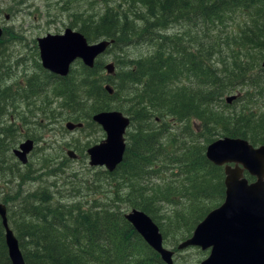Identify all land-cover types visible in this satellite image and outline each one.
I'll return each instance as SVG.
<instances>
[{
	"label": "trees",
	"instance_id": "16d2710c",
	"mask_svg": "<svg viewBox=\"0 0 264 264\" xmlns=\"http://www.w3.org/2000/svg\"><path fill=\"white\" fill-rule=\"evenodd\" d=\"M89 1L101 9L78 13L71 28L88 43L112 40L103 55L145 51L125 60L117 55L112 76L104 75L99 57L91 69L75 63L77 71L53 83L33 76L20 93L0 89L6 185L0 202L24 264H163L123 214L136 209L147 215L175 254L223 200L222 168L205 159V146L222 137L264 145V0ZM51 85L65 112L60 117L80 123L79 129L98 130L90 117L100 111L128 118L122 158L112 172L87 166L74 172L64 158L39 163V171L51 165L40 173L5 158L18 130L1 122L3 107L15 110L18 101ZM44 103L47 117L56 114ZM44 177L54 181L40 184ZM180 260L173 264H191ZM0 264H9L1 226Z\"/></svg>",
	"mask_w": 264,
	"mask_h": 264
},
{
	"label": "water",
	"instance_id": "95a60500",
	"mask_svg": "<svg viewBox=\"0 0 264 264\" xmlns=\"http://www.w3.org/2000/svg\"><path fill=\"white\" fill-rule=\"evenodd\" d=\"M112 42L101 39L88 43L82 34L69 28L60 34H45L35 39L41 69L56 78L66 77L77 62L91 69ZM260 67L264 70V58ZM103 71L104 75L112 76L113 64H104ZM103 90L109 95L112 93L108 84L103 85ZM234 98L235 95H229L224 101L229 104ZM90 121L99 127L104 137L85 149L87 166L110 173L121 161L129 120L111 110L91 115ZM80 127V123L64 125L67 131ZM32 150L33 142L25 139L11 150V155L23 166ZM64 153L70 160L78 159L71 150ZM204 157L212 165L222 168L223 200L194 226L190 236L179 242L175 250L197 248L207 251V256L198 264H264V145L253 146L243 139L222 137L205 146ZM123 219L163 264H173L174 251L163 246L156 225L147 215L130 209L123 214ZM0 226L9 264H24L7 222L6 207L1 202Z\"/></svg>",
	"mask_w": 264,
	"mask_h": 264
},
{
	"label": "rangeland",
	"instance_id": "374dc122",
	"mask_svg": "<svg viewBox=\"0 0 264 264\" xmlns=\"http://www.w3.org/2000/svg\"><path fill=\"white\" fill-rule=\"evenodd\" d=\"M101 7L100 4L99 6L91 4L89 0H0V28L4 32L1 37L0 89L7 87L11 92L20 93L25 89L26 81L34 78L33 76L41 79L43 85L57 81L56 77L42 74L41 71L44 70L39 65L35 39L45 34H60L65 28L75 30L71 27L77 22L75 17L78 13L87 11L95 15ZM91 8L92 10L88 11ZM5 16L7 19H4ZM118 51L119 53L110 50L100 57L102 67L106 63H113L114 66L113 60L117 55V59L125 60L143 53L145 49L129 48ZM77 69L78 67L74 66L72 71H77ZM54 87L56 85L49 86L41 94L31 97L26 103L18 101L16 103L18 107L15 110L10 106L3 107L5 116L2 117L1 122L5 126H11L13 130H18L17 133L14 132L16 142L10 150L16 148L25 139L31 140L33 150L27 156L26 164L28 163L31 168L40 173L48 172L51 168L47 167L51 165L39 171V163L47 164L50 160L58 163L67 158L65 150H71L78 156V159L67 158L70 169L74 172H86L85 149L97 144L104 135L99 127L97 130V128L84 124H82L83 129L67 131L64 128L67 122L60 117L61 113H65L60 109L61 100L55 99L51 92ZM34 88L37 87L34 86ZM45 101L49 103L48 111L56 114L47 117ZM20 119L24 122L21 123ZM10 152L5 155V158H9L10 163L19 164ZM23 166L20 165V167ZM53 179L44 177L40 184L47 185L54 181ZM5 186L3 175H0V201H2ZM29 187L30 185H27V188ZM165 247L172 249L171 246L165 245ZM206 256L207 251L187 248L173 254L172 261L179 263L182 258L190 261L191 264H198Z\"/></svg>",
	"mask_w": 264,
	"mask_h": 264
},
{
	"label": "bare ground",
	"instance_id": "6f19581e",
	"mask_svg": "<svg viewBox=\"0 0 264 264\" xmlns=\"http://www.w3.org/2000/svg\"><path fill=\"white\" fill-rule=\"evenodd\" d=\"M1 36H2V29H1ZM1 36H0V38H1ZM129 48V47H128ZM113 64V63H112ZM112 107V106H111ZM222 107V106H221ZM34 123V122H33ZM94 126V125H93ZM47 180V179H46Z\"/></svg>",
	"mask_w": 264,
	"mask_h": 264
},
{
	"label": "flooded vegetation",
	"instance_id": "af4514ba",
	"mask_svg": "<svg viewBox=\"0 0 264 264\" xmlns=\"http://www.w3.org/2000/svg\"><path fill=\"white\" fill-rule=\"evenodd\" d=\"M3 33H4V32H3V29H2V36H3ZM2 36H1V37H2Z\"/></svg>",
	"mask_w": 264,
	"mask_h": 264
}]
</instances>
